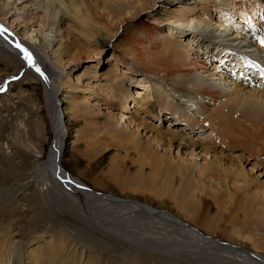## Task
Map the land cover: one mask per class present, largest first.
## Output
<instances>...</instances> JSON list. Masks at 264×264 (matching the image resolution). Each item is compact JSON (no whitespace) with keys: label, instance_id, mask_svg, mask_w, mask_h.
Listing matches in <instances>:
<instances>
[{"label":"bare ground","instance_id":"bare-ground-1","mask_svg":"<svg viewBox=\"0 0 264 264\" xmlns=\"http://www.w3.org/2000/svg\"><path fill=\"white\" fill-rule=\"evenodd\" d=\"M37 1L40 0H18L35 12V17L27 22L15 16L12 12L15 6L0 3V264H199L210 259L212 262V258L216 264H264L263 250L250 240H233L227 234L228 227L221 224L218 228L222 219L211 216L214 207L209 205L211 200L224 208L227 203L233 208L237 196L228 187L216 190L201 181L203 178L217 184L256 183L247 181L243 170L234 173L225 166V152L240 146L246 147L250 158L264 167V150H260L261 154L255 150L246 126L236 121L241 118L254 123L259 130L258 143L264 145V109L253 102L254 98L264 97V81L252 84L245 80L250 69L245 66L246 60L239 66L240 73H245L244 80L232 76L235 81L232 79L226 90L219 83L223 76L216 80V74H208L197 55L190 54L196 53L193 46L188 48L179 39L188 32L194 36L201 32L194 22L196 18L189 17L193 7L181 10L183 14L162 18L169 26L164 33L158 30L163 21L158 25L155 21L143 23L141 17L144 6L149 3L147 8H152L159 0H84L81 4L77 3L79 0H60L58 11L64 14L58 22L64 23L65 16L74 20L77 30L92 40L94 51L110 44L114 34H119L120 28L129 22L141 20L143 25L128 32L127 44L134 52L125 54L121 61L128 70L140 75L143 90L134 96L130 85L125 83L127 74L117 70L118 64L105 76L106 85L97 90L83 88L51 69L53 66L62 71L61 55L71 58L76 55L70 45L59 50L58 56L54 52L53 58L39 51L47 36L32 30L36 17L46 15L41 8L44 3ZM212 1L230 6L229 0H206L203 5ZM204 10L210 14L208 6ZM178 22L186 26L176 32L179 35L176 37L173 25ZM107 25L117 30L103 31ZM219 28L223 34L234 30L227 34L225 39H229L225 43H230L228 46L234 51L255 58L252 65L264 67V52H260L250 33L243 30V24L232 28L223 24ZM102 32L105 38L100 37ZM238 40L242 43L235 44ZM232 51L226 52L229 58L233 57ZM259 72L257 75L264 79V70L262 75ZM89 76L90 73L84 74ZM77 81L80 83V79ZM107 85L113 93L100 99L108 109L117 110L119 118L109 117L107 122L99 123L100 105L92 106L90 98ZM159 85L164 88L157 97ZM234 90H246L258 97L252 95L254 98L234 102V95L237 99L231 92ZM150 95L152 99L148 98ZM56 102L65 108L59 110ZM257 103L263 105L261 101ZM210 105L213 108H208ZM198 106L202 108L199 112ZM168 111L174 125L184 122L189 129H211L210 145L203 140L194 141L182 132L146 124L145 118L157 120L160 125ZM196 112L206 116L199 121L192 114ZM140 113L144 118H138ZM128 114L131 116L127 117ZM36 118L47 135L41 145L33 129ZM80 119L88 132L87 136L84 133V167L75 153L81 134L75 127ZM130 126L137 132L132 133ZM140 129L145 137L151 135L149 140L140 137ZM153 144L178 152L193 149L206 157L210 155L214 161L205 159L200 165L182 160L176 165ZM112 146L118 150L109 164V177L100 179L96 171L104 165V156ZM249 200V208L259 201L254 197ZM29 211H33L31 224L43 225V245L34 237L25 239L14 231L19 222L26 221Z\"/></svg>","mask_w":264,"mask_h":264},{"label":"rangeland","instance_id":"rangeland-1","mask_svg":"<svg viewBox=\"0 0 264 264\" xmlns=\"http://www.w3.org/2000/svg\"><path fill=\"white\" fill-rule=\"evenodd\" d=\"M12 1V2H11ZM43 5V7H47V9L42 8L43 11L46 12V15L36 17L37 23L33 25L32 30H35L38 32V35H42L43 37L47 36V39L44 41L42 44V47H37L39 51L43 50L44 52L50 54V57H54L53 53H56V56L60 54V51H63V49L67 48L68 45L71 46L73 49V52H76V55L71 58L69 56H64L61 55L60 58L62 59V71H59L55 67L51 66L53 71H56V74H62L60 75L61 77H65V80L73 82L74 85L80 86V87H87L90 89H95L97 90L98 88L106 85L108 83L106 81V75L110 74L113 72V65H117V70L121 71L123 74L125 72L126 75V85L131 87V92L134 93V96H137V93L141 90H143V87L141 85V78L139 77L140 75L137 73H133L131 70H128L126 66H123L121 64V61H123V57H125L127 54L134 52V49L129 46L130 44L128 42V32H133L134 30H137L139 28H142L141 26V20L137 22H129L125 27H121L119 34H114V38L111 41L110 44L104 45L102 48H100L97 51H94V45H92V40L89 41L90 39H86L78 30L76 23H73L74 20L70 19V17L65 16L66 20L63 22H58L59 18L64 14L60 10V3L61 1L59 0H54L56 3H52L53 0H40ZM37 1V2H40ZM77 1V0H75ZM80 2L77 1V3L81 4L82 1L84 0H79ZM144 1V0H143ZM200 0H159L156 2L154 7L152 8H147L149 6H144V11L141 13V17L143 19V23H148L151 21H155V25H158L159 22L165 20L162 18L168 17V15L172 16L173 14H183L185 12H181V10L186 9V11L190 8L192 9V15L189 16L191 18H196L194 22L200 26L201 32L197 33L195 36L194 34L191 35L190 32L184 36V38H179L180 40L182 39V44H186V46H193V48L196 50L195 52L190 51V54H196L197 58L201 60V63L205 67L206 72L208 71V74H216L214 75V79H218L219 77L223 76V80L219 82L220 84H223L226 88V86H230L233 81H235V78L237 77V80H244V74L245 73H240L239 66L240 64L243 63V59L246 60L245 66L249 69L248 71V78L245 79L249 81L252 84H257L260 81H264L260 77V75H257V72L260 71L259 73L262 75V71L264 70V67L260 65L254 66L251 64L255 63L256 60L253 57H247V54H241L240 51L236 50L234 51L231 46H228V43H225L228 38L225 39L227 34H232L234 30L229 31L226 34H223V29H220V25H228V27H234L235 25H240L243 24L244 28L243 30L245 32L250 33V37L253 38L254 42L257 43L258 48L260 52H264V0H229L230 1V6L223 5V3L218 2V3H207L205 6L203 3H198ZM20 2V1H19ZM18 0H0L1 4H8L9 6L14 7L12 9V12L15 14V16L20 17L22 20H25V22L29 21V18H33L35 16V12L32 11V9L29 6H26V4H20ZM46 2V3H45ZM127 2V0H126ZM52 3V4H51ZM20 4V5H19ZM40 3H38L39 5ZM40 4V5H41ZM47 4V5H46ZM51 4V5H50ZM56 4V5H54ZM218 4V5H217ZM54 5V6H53ZM57 6V7H55ZM59 6V7H58ZM210 9V14L206 13L205 8ZM203 7H205L203 9ZM11 8V7H10ZM147 8V9H146ZM55 9V11H54ZM14 10V11H13ZM50 10V11H49ZM55 12V13H54ZM58 12V14H56ZM30 14V15H29ZM212 14V15H211ZM244 16V17H243ZM241 18V19H240ZM155 19V20H154ZM160 19V20H156ZM244 21V22H243ZM140 24H139V23ZM75 24V25H73ZM165 21L162 22V27L158 29L159 31L163 30L164 33L169 31V26L165 25ZM73 25V26H71ZM129 25V26H128ZM131 25V26H130ZM186 26V23L184 22H178L173 25V35L176 37H179L178 34H176L179 29L183 28ZM253 26V27H252ZM154 27V26H153ZM252 27V28H251ZM76 28V29H75ZM124 28V32H122ZM251 28V29H250ZM117 27H113L110 25H107L103 31H116ZM128 30V31H127ZM222 31V33L220 32ZM252 31V33L250 32ZM122 32V33H121ZM52 43L50 44V37ZM101 38H105V34L102 32L100 33ZM49 40V41H48ZM184 41V42H183ZM88 42V43H87ZM90 43V44H89ZM242 43L241 40L235 41V44ZM51 45V46H50ZM189 48V47H188ZM227 50L232 51L233 57L229 58V55L226 54ZM52 54V55H51ZM126 54V55H125ZM247 55V56H245ZM194 56V55H193ZM245 56V57H244ZM63 57V58H62ZM130 57V55H128ZM51 58V59H52ZM236 58V59H235ZM89 59V60H88ZM223 60V61H222ZM251 64V65H250ZM231 65V66H230ZM243 65V64H242ZM256 65V64H255ZM236 66V67H235ZM255 67V69H254ZM255 70V72H254ZM90 73L89 77H84V74ZM264 73V72H263ZM237 74V75H236ZM230 76V77H229ZM235 78H233V77ZM78 79H80V83H78ZM216 79V80H217ZM233 79V81H232ZM225 80V81H224ZM217 82V81H216ZM164 86L159 85L157 90V97L161 94L163 91ZM254 85H252L251 89H254ZM223 89V90H224ZM230 89H233L230 87ZM106 90V91H104ZM99 91V90H98ZM138 91V92H137ZM239 90H234L231 91L232 94H236L237 99L232 97V100L235 102L238 99H244L245 97H251L254 98L253 93H249L246 90L240 94V92H237ZM113 91L111 88H109V85H107L106 88H102V92H98L97 96H93L90 98V102L92 106H95L97 103L100 105V112L101 116L99 119V123H105L107 122V118L109 117L112 118H119V114L117 110H111L108 109L109 107L105 105L103 101H101L100 97H104L106 94H112ZM239 93V94H238ZM246 93V94H245ZM249 94L251 96H249ZM253 95V96H252ZM258 97V95H256ZM148 98L152 99V95H150ZM178 100L181 98L178 97ZM176 99V100H177ZM235 99V100H234ZM175 101V99H174ZM261 101L263 105H258L257 102ZM253 102L255 103L256 107H262L264 109V97L262 98H254ZM58 104V102H56ZM133 107V104L130 105V108ZM199 107V106H198ZM247 107V106H245ZM62 108H65V105L63 104H58V109L60 110ZM208 108H213L211 105ZM202 108L199 107L196 109L197 112H199ZM135 110L133 111V113ZM192 113L196 119L199 121L206 116L205 114H198V113ZM139 113V112H138ZM169 114H164L162 116V122L159 125L157 120H149L145 118L146 124H152L153 126H159V128L165 130H172L174 132H182L183 134L187 135L188 137L192 138L194 141L201 142H209L206 143L210 145L211 141V136H212V130L209 128H196L194 129H189V126H187L184 122L180 123L179 125H174L173 117L170 111H168ZM197 114V115H196ZM109 115V116H108ZM202 115V117H201ZM127 117H130L131 115H126ZM138 118H141L144 116L140 113L137 115ZM192 117V116H191ZM105 119V120H104ZM37 120V118H36ZM83 120V119H82ZM81 119L79 120L80 124L78 127H75L76 132L81 134H75L73 133V136L79 135L78 136V143L75 145V153L78 154V156L83 160V167H84V137L85 135L87 136V127L84 125V120L82 121ZM187 120V118L185 119ZM245 119H238L236 120L237 122L242 123L241 126H246V130H248L250 136L253 138L254 145H255V150L259 151L264 150V145L262 142L258 143L259 139V130L257 127H255L254 123H249V122H244ZM67 121V119L64 120V122ZM110 121H113L111 119ZM109 121V122H110ZM173 121V122H172ZM187 122H190V119L187 120ZM239 124V123H238ZM124 126H127L128 124H123ZM148 125V124H147ZM64 125H62L61 128H63ZM100 130L103 128L99 126ZM34 132L36 133V137L38 139V143H42L43 140H45L46 135V130L45 128L41 125L40 121H36V124L34 125ZM89 129V128H88ZM131 129L130 131L132 133L137 132L133 126H130ZM134 129V130H132ZM85 131V132H84ZM135 131V132H134ZM85 133V135H84ZM140 137L142 136L144 141L149 140L151 137L150 134H148L145 137V132L140 129ZM84 135V136H83ZM81 137V138H80ZM83 137V138H82ZM86 138V137H85ZM28 141H32L31 139ZM65 141V140H64ZM74 141V140H73ZM72 141V142H73ZM34 142V141H33ZM66 142V141H65ZM64 142V143H65ZM67 143H71V140H68ZM256 143V144H255ZM258 144V145H257ZM155 146V149L160 153L163 154L169 158L172 159L174 164L178 165L177 163L184 161H190L193 162L195 161L196 163L202 165L204 164L205 159L209 161H214V159H211V156H205L204 154H199L198 151H194L193 149H180L179 152L177 149H167V148H162L160 146ZM260 146V148H259ZM116 150H118L116 147L112 146L109 148V152L105 154V162L104 165L101 167V169H98L96 171L95 175L98 178L100 176L104 177L107 179L108 174V168L111 160H113L116 156ZM229 150V149H228ZM260 152L263 153V152ZM217 152L221 153V149L217 148ZM121 153V152H120ZM249 151L246 147L240 146L239 149H236L234 151H227L225 152V161L226 167L228 166V169L231 170L234 173L244 171L245 179L247 181H256V183H225L224 181H221L220 184H217L213 180H203V183L207 186H210L214 189H223L225 187H228L236 197V203L233 204V208L230 204H226L225 208L224 205L220 204L219 202H216L214 200H211L209 202V205L212 208V211H210L211 216H216L218 219H222L220 225H218V228H221V224H224V226L228 227L230 231H228L227 234H229L230 238H233V240L240 242L241 240L244 241H251V244L256 246L257 248L261 249L264 251V167L256 164L252 158H250V154H248ZM114 157V158H113ZM208 158V159H207ZM239 158H242L243 160L240 162ZM211 159V160H210ZM181 164V163H180ZM232 164V165H231ZM256 164V165H255ZM231 166V168H230ZM82 167V168H83ZM103 169H105L103 171ZM102 175H100L101 173ZM101 179V178H100ZM244 179V180H245ZM257 179V180H256ZM245 180V181H246ZM110 182V181H109ZM241 189H239L240 187ZM250 184V188L248 185ZM252 184V186H251ZM243 185V186H242ZM246 185V187L244 186ZM254 186V187H253ZM256 186V187H255ZM239 189V190H238ZM258 189V190H257ZM254 190V192H253ZM256 192V193H255ZM248 194V195H246ZM256 194V195H255ZM247 196V197H244ZM252 197L256 198V206L254 205L252 208H249L250 204L249 202ZM246 200H249L246 202ZM212 203V204H211ZM239 204V205H237ZM249 205V206H248ZM234 206H239L238 208H234ZM245 206V207H244ZM222 207V208H220ZM243 208V209H241ZM246 210H245V209ZM247 208L249 209L247 211ZM234 209V210H233ZM232 210V211H231ZM219 211H223V213H219ZM33 212V211H32ZM32 212L29 211V217L25 218L26 221L24 223L19 222L16 228L14 229L15 232H18L20 235L25 237V239L29 237H34L35 239H38V242L42 243L43 245V239L44 237L42 234L43 230V225H33L31 224L30 217L32 215ZM231 212V213H230ZM234 212V213H233ZM225 216V217H224ZM235 218V219H234ZM227 222V225H226ZM232 233V234H231ZM243 233V234H242ZM237 236H236V235ZM240 237H239V235ZM244 235V236H243ZM228 236V235H227ZM228 236V237H229ZM243 237V239H241ZM115 244V243H114ZM113 244V245H114ZM99 247H103L101 244ZM103 249V248H102ZM100 249V251L102 250ZM206 259V258H205ZM211 260V259H210ZM209 260H205L202 263L200 262L199 264H216L214 262V258H212V262ZM217 261V260H216ZM232 264H235L234 262H231Z\"/></svg>","mask_w":264,"mask_h":264}]
</instances>
